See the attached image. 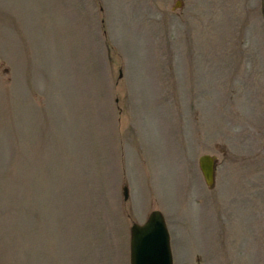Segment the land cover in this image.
<instances>
[{
    "label": "rangeland",
    "instance_id": "rangeland-1",
    "mask_svg": "<svg viewBox=\"0 0 264 264\" xmlns=\"http://www.w3.org/2000/svg\"><path fill=\"white\" fill-rule=\"evenodd\" d=\"M156 210L264 264V0H0V264H130Z\"/></svg>",
    "mask_w": 264,
    "mask_h": 264
},
{
    "label": "water",
    "instance_id": "water-1",
    "mask_svg": "<svg viewBox=\"0 0 264 264\" xmlns=\"http://www.w3.org/2000/svg\"><path fill=\"white\" fill-rule=\"evenodd\" d=\"M200 167L209 187L215 185L216 158L204 155ZM128 200V188L125 187ZM131 264H174L171 238L164 215L154 211L148 221L131 228Z\"/></svg>",
    "mask_w": 264,
    "mask_h": 264
},
{
    "label": "trees",
    "instance_id": "trees-1",
    "mask_svg": "<svg viewBox=\"0 0 264 264\" xmlns=\"http://www.w3.org/2000/svg\"><path fill=\"white\" fill-rule=\"evenodd\" d=\"M22 261H23V259H22ZM17 264H22V263H21V261H17Z\"/></svg>",
    "mask_w": 264,
    "mask_h": 264
}]
</instances>
